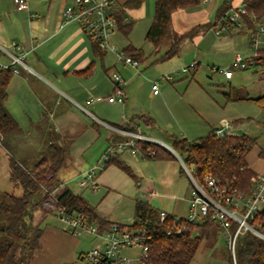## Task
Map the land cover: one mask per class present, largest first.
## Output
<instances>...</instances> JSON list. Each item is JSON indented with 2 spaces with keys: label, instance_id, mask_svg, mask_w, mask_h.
<instances>
[{
  "label": "crops",
  "instance_id": "obj_1",
  "mask_svg": "<svg viewBox=\"0 0 264 264\" xmlns=\"http://www.w3.org/2000/svg\"><path fill=\"white\" fill-rule=\"evenodd\" d=\"M126 1L116 0L118 12ZM155 1L144 0L137 9H124L123 24L132 22V31L129 36L122 38V43L115 33L111 37V44H119L123 50L129 44L141 49L139 39H145L153 22ZM245 1L199 0L198 5L178 9L173 14L172 29L178 35L184 34L196 26L212 23L222 4L233 8ZM72 2L73 0H28L29 10L26 11L20 10L14 0H0V46L10 48L13 41L18 43L26 54L27 65L26 68H20L19 75L10 77L7 86L6 107L23 131L21 135L11 139L10 152H15L12 156L32 167L48 150L49 145L66 146L67 155L59 174L72 172L74 177L96 162L114 136L120 134L104 123L139 131L153 143L166 148L175 158L155 160L129 152L119 154L115 160L128 170L116 163L108 164L103 170L97 169L95 181L98 188L90 191L97 195L86 190L82 196L96 208L101 218L119 224L130 225L134 222L139 203L144 204L150 211H165L175 218L187 217L193 185L184 170L182 159L170 149L173 142L171 136H175L170 131L178 130L181 135L179 138L189 141L196 136L197 139L204 136L197 135L202 133H195L185 127L182 120L175 118L170 102L171 92L175 87L165 86L164 95L161 96V93H153L152 83L160 78L172 81L174 74H187L191 70H197L202 63L217 64V60L227 50L231 52L232 44L238 45L234 37L239 36L243 30H228L217 36L212 27L184 42L177 57L161 63H156V59L163 53V49L160 53H155L153 45L145 39L149 43V50H152L153 58L151 68L146 73L150 79L145 82L142 80L139 85L137 78L142 72L136 75L131 66L115 60L109 50H102V57L96 56L84 27L77 22H66L63 11ZM248 44L250 46L249 41ZM168 46V43L164 45L166 48ZM143 60L148 62L145 54ZM233 60L230 57L227 66ZM0 61L7 63L9 59L0 53ZM192 63H195L192 69L183 71ZM112 72H118L127 82L125 105L107 101L87 103L90 98L105 97L114 92ZM147 99L153 105L150 109L145 105ZM168 110L174 116V122L163 119V114L166 115ZM124 116L133 122V126L124 123ZM143 118L152 119L154 123L148 124ZM78 120L82 123V132L71 136L68 133L79 123ZM225 121L228 120L224 119L222 123ZM233 125L235 131L237 126L235 123ZM38 131L48 133L41 136ZM52 131L54 133H50ZM248 164L256 173L264 172V164H253L249 160ZM62 181L67 186L74 182L64 179ZM78 189L76 192L79 194V186ZM47 230L55 246L70 250L60 257L68 259L60 261L59 264H83L86 252L83 251L79 238L67 236L56 229ZM92 238L97 243V238ZM71 255L73 257L70 259ZM34 258L31 264H34Z\"/></svg>",
  "mask_w": 264,
  "mask_h": 264
},
{
  "label": "trees",
  "instance_id": "obj_2",
  "mask_svg": "<svg viewBox=\"0 0 264 264\" xmlns=\"http://www.w3.org/2000/svg\"><path fill=\"white\" fill-rule=\"evenodd\" d=\"M144 0H127L121 10L117 12L118 30L129 36L133 23L123 24L122 11L124 9H137ZM199 4V0H156L155 16L148 29L145 39L154 47L155 53H160L165 44H169L167 50L157 59L156 63L166 62L180 54L181 48L187 40L206 32L212 28L226 11L231 9L228 4H222L216 13L215 20L202 24L192 30L178 35L172 29V16L178 9H186ZM246 12L242 15L246 28L252 33L257 20L264 18V0H246ZM93 53L102 57L104 51L100 44L88 34ZM125 54L133 59L143 62L144 53L132 45L124 48ZM255 70H264V49L259 51L254 58V63L249 67ZM12 74L8 71L0 73V143L10 152L11 139L22 134V128L6 107L8 99L7 86ZM230 92L227 97L230 101H254L264 108V94L252 98L248 93L244 95ZM148 124H153L151 119L143 118ZM135 128V127H134ZM133 129V128H132ZM123 135H115L112 142L125 139ZM172 148L180 156L183 163L191 171L193 178L202 183L207 175H212L221 183H230L245 195L251 194L254 183L253 178L257 173L248 164V154L256 144V140L248 135H226L217 137L214 129L204 137L189 141L177 136H171ZM138 148L146 159H174V155L163 146L155 143H138ZM153 153V154H152ZM67 155L66 146L49 145L48 150L42 154L39 160L32 166L8 156L10 180L13 188L21 190L20 194L13 191L0 190V264H31L37 252L44 230L35 221V212L43 207L44 200L48 197L46 189L58 190L56 194L58 202L69 213H80L88 217L96 224L100 233L111 230L113 225H118L121 230H142L152 237L148 245V259L153 264H191L204 238L212 235L211 228L218 224L205 221L194 225L182 221V232L177 234V218L172 215L162 222L157 217V212L150 211L144 204L139 203L136 208V220L130 224H119L101 218L94 206L83 196L75 193L65 185L59 177V171L63 166ZM264 160V148L258 154ZM116 163L124 170H128L115 157L109 163ZM47 185V186H46ZM43 194L39 202L34 200L37 195ZM44 208V207H43ZM182 220V219H181ZM179 220V221H181ZM251 225L264 235V213H259ZM237 225L232 226V233ZM171 232L168 235L167 232ZM237 264H264V240L254 233L247 232L238 236L236 246ZM228 264H234L230 258Z\"/></svg>",
  "mask_w": 264,
  "mask_h": 264
},
{
  "label": "built area",
  "instance_id": "obj_3",
  "mask_svg": "<svg viewBox=\"0 0 264 264\" xmlns=\"http://www.w3.org/2000/svg\"><path fill=\"white\" fill-rule=\"evenodd\" d=\"M20 10H29L28 0H14ZM118 4L116 0H73L63 11L66 22L80 23L85 31L91 35L100 44V48L105 51H112L116 54L117 60L135 70V74H141L139 69L140 62L133 59L125 52H119L116 46L111 44V37L118 30L117 23ZM246 12L245 3L233 7L226 11L224 15L217 20L213 26V31L217 36L225 34L228 30L241 31L246 28V23L242 15ZM252 21L256 23L255 30L250 36V47L252 55L243 58L237 55L235 59L222 69H218L226 78L231 79L234 71L237 69H247L254 63V58L259 51L264 49V18L257 20L252 16ZM0 53L6 55L9 62L0 61V73L8 71L12 75H19L21 67H27L25 63L26 54L22 47L12 42L10 48L0 46ZM195 66V63L185 67L183 71H189ZM111 78L114 83V92L109 96H97L90 98L87 103L93 101L109 103H126L127 82L118 72H112ZM171 77H168L170 79ZM154 94H159V82L152 83ZM124 123L127 126H133V122L124 116ZM109 129L120 133L126 138L120 141L111 142L106 152L98 163L84 172H81L75 182L80 189L90 187L97 190L98 185L95 181L96 170H103L114 157L124 152L143 156L138 148V143H153V141L139 131L129 128H118L110 124H105ZM217 137L234 135V125L225 121L221 126L214 129ZM153 154V153H152ZM184 170L190 177L193 185L189 212L185 218H177L176 233L180 234L184 226L182 221L194 225H199L209 220L215 222L223 230L226 242V249L231 254L234 264L236 263V246L238 236L247 232L256 233L258 231L251 225V221L264 209V172L253 178L254 183L251 194L245 195L238 188L230 183H221L212 175H207L202 183H198L192 176L191 171L183 163ZM47 198L43 202V207L56 213L58 219L64 224L63 231L69 235L80 236L90 234L97 239L99 243L91 250L85 253L83 264H153L148 259L147 242L152 237L142 230H121L118 225H113L111 230L100 233L96 224L91 222L88 217L80 213H69L62 206L56 197L57 190L46 189ZM168 213L159 211L157 217L164 221ZM182 219V220H181ZM136 220V219H135ZM134 220V221H135ZM141 219L137 218V222ZM181 220V221H179ZM236 224V230L232 233V226ZM168 235L171 232H167ZM139 251L131 256L124 254V250Z\"/></svg>",
  "mask_w": 264,
  "mask_h": 264
},
{
  "label": "rangeland",
  "instance_id": "obj_4",
  "mask_svg": "<svg viewBox=\"0 0 264 264\" xmlns=\"http://www.w3.org/2000/svg\"><path fill=\"white\" fill-rule=\"evenodd\" d=\"M242 30L243 32L240 33V37H234V41L238 43V45L232 44V46L230 47L231 52L227 50L226 53L222 55L223 57L217 60L219 61L217 62V64L214 63V65L211 62L202 63L197 68V70H191V72L187 74H184L182 72H180L179 74H174L172 81H167L166 79L161 78L158 79L157 81L159 82V94L161 93V96L164 95L163 88L167 85L175 87V90L171 92L170 96V102L172 104L171 111L174 113L176 119L182 120L185 127L194 130L195 133H202L197 135H208L210 129L212 130L219 127L224 119H227L231 123H235L237 129L235 130L234 135L245 134L256 140L255 146L248 154V160L253 164H264V162H262V159H260L258 156V152L264 148V108L260 107L254 101L234 102L228 100L227 97L230 92H234L233 94L235 96L236 94L244 95L248 93L252 98H256L259 95L264 94V70H255L254 68L237 69L234 71V77L232 79L226 78V76L218 70L227 67V60L230 57H232V59H235L237 55H240L243 58L252 55L253 51L248 44V41H251L250 30L248 28H243ZM115 33H117L122 43V38L124 39V35L118 30H116ZM139 43V47H141V50L148 59V62H140L139 65V69L143 73L137 78L139 79L140 85L143 81L145 82L150 79L149 75L146 73L147 69L151 68V60L153 58V54L151 52L152 50H149V43L147 41L145 42L144 38L141 37V40L139 39ZM116 47L119 52L124 51L119 44ZM166 50L167 48L164 47L162 51L165 52ZM108 52L113 54V58L117 60L115 53H113L112 51ZM226 92L229 93L224 94ZM145 101H147L145 105L148 109L153 107L149 99ZM170 113L171 112L168 110L166 115L163 114V119H165L166 121L174 122V116H172ZM84 118L86 117L84 116ZM78 122L79 123L73 127V130L68 133L71 136H76L82 132V123L80 120H78ZM38 133L42 136L47 135L48 132L46 133L45 131H38ZM50 133L54 132L52 131ZM179 133L180 132L178 130L170 131V134L181 137ZM196 137L192 138L190 141L196 140ZM107 148L108 146L104 150L102 156L106 152ZM14 153L15 152H12L13 155H15ZM12 154H8L0 143L1 191L15 190L13 188V183L9 178L10 172L8 165V156H12ZM102 156H100L96 160V162L91 164L84 171L93 168L102 158ZM78 175L79 174H75V176L72 177V172H62L59 174V176H61L65 181H74L72 183H69V187L75 193H77L76 191L79 190L77 183L75 182ZM96 175H98V173ZM96 175L94 177H96ZM86 190H89V193H92L90 192L92 189L88 187L86 189H80L79 195L82 196L83 192H86ZM20 192L21 190L19 189L15 190V193L17 195L20 194ZM57 193L58 190L56 194ZM92 194L97 195V193ZM34 217L35 221L40 224L41 228L45 232L40 246L35 253V258L33 261L34 264H59L60 261L68 259L60 257H62L63 253L68 251L69 248H67L68 250H64L62 249L63 246H55L56 244H53V242L49 238V232L47 229H49L50 231L56 229V231L62 234H66L67 236L71 237L73 236L63 231L62 228L64 224L58 219L56 213L42 207L35 212ZM211 232L212 235L209 239H202L201 245L191 264H228L230 258L233 260L231 254L226 249L223 230L220 227L214 225L211 228ZM73 237L79 238L84 252H88L99 243V239H97L96 243V240H93L92 236L88 233ZM138 251V249H130L124 250L123 253L133 256L137 254ZM72 257L73 256L71 255L70 259ZM64 264H72V262H66Z\"/></svg>",
  "mask_w": 264,
  "mask_h": 264
},
{
  "label": "water",
  "instance_id": "obj_5",
  "mask_svg": "<svg viewBox=\"0 0 264 264\" xmlns=\"http://www.w3.org/2000/svg\"><path fill=\"white\" fill-rule=\"evenodd\" d=\"M170 149H171V150L177 155V153H176L172 148H170ZM178 156H179V155H178ZM179 157H180V156H179ZM180 159H181V158H180ZM181 161H182V160H181ZM42 195H43V194H41V195H37L36 197H34V200H35L36 202H39V200L43 197ZM262 212L264 213V209H263ZM255 234L264 240V235H263L262 233H260L259 231H256Z\"/></svg>",
  "mask_w": 264,
  "mask_h": 264
}]
</instances>
